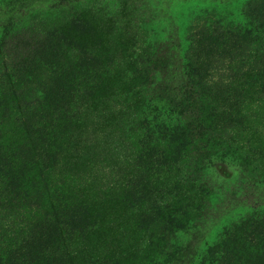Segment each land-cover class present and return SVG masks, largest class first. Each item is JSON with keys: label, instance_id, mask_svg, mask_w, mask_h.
<instances>
[{"label": "rangeland", "instance_id": "1", "mask_svg": "<svg viewBox=\"0 0 264 264\" xmlns=\"http://www.w3.org/2000/svg\"><path fill=\"white\" fill-rule=\"evenodd\" d=\"M251 1L0 0V41L32 26L44 32L14 71L0 49V177L16 170L5 160L25 136L11 127L21 102L7 93L9 82L83 114L69 132L48 127L38 145L57 224L70 240L1 222L0 261L16 251L18 264L27 254L36 263L76 249L68 264H219L225 230L264 212V3L254 26L245 14ZM223 30L241 36L210 35ZM223 73L228 83L209 88L211 74ZM124 125L145 145L161 150L168 141L166 152L142 159L159 169L124 167ZM91 132L99 138L88 139Z\"/></svg>", "mask_w": 264, "mask_h": 264}, {"label": "trees", "instance_id": "2", "mask_svg": "<svg viewBox=\"0 0 264 264\" xmlns=\"http://www.w3.org/2000/svg\"><path fill=\"white\" fill-rule=\"evenodd\" d=\"M262 3H264V0H252L248 8L245 9L246 16L254 26L258 23V15H256L255 11L257 10V6ZM262 16L264 17V15ZM35 30H39V27L32 26V28L24 31L19 30L3 33L0 41V49L6 53V57H3L4 55L2 57L7 60V65L10 70L14 71L24 66L26 60L21 59V56L25 55L23 52L28 50L30 51V55H34V45L44 40V32L41 31L38 33ZM210 35L223 40L232 37L237 39L241 36L231 30L219 31L217 34L210 33ZM23 43L25 44L23 45ZM43 43L44 41L42 45ZM197 43L195 41V45ZM192 47L194 45H191L189 51L185 53V57L189 58V60L192 57V52H190ZM21 52L22 54L19 58L18 55ZM70 55L74 57V54H71V52ZM79 57H77L75 62L80 61ZM189 69L199 77L200 81L206 83V80L200 78L194 66L189 64ZM85 77L90 78V76L88 77L86 75ZM230 78L231 75L223 73V75L221 74L215 80L211 74L210 79L212 83L209 85V88L220 85L222 87L228 83ZM94 80L91 83L90 79L89 83L93 86L96 85L97 88L100 80L98 78H94ZM89 85L87 84V89ZM6 90L9 96L13 97L15 101L18 99L21 102L15 114L13 110L14 120L11 127H16L21 135L23 136L24 134L25 136L19 142L20 144L16 149L13 144L9 154L10 159L8 157L5 160L7 166L9 165L10 167L12 164V167L16 168V170L9 168V174L4 178L0 177V182L5 187L3 189L0 188V223L25 224L46 233L60 232L59 237L69 241L70 239L65 236V233L58 226L59 218L55 210L52 194L46 182L45 170L42 165V155L40 154L38 145L47 137L48 127L56 126L69 132L70 129H73L72 125L81 121L80 119L83 117V114L79 109L71 107L57 95L52 96L47 93H44L42 96L26 95L21 88L19 89V85L13 81L9 82ZM88 94L93 104L96 105V99L99 98L93 94L92 90ZM262 100L264 101L263 98ZM108 110L109 113H117L111 107H108ZM233 122L228 121L227 127H234L236 123L234 122L232 124ZM126 125L131 127L130 122L126 123ZM101 133L103 135L106 134L105 130H101ZM118 133L120 135L118 147L121 151V161L124 167L126 164H129V166H144L146 169H159L158 164L152 162L149 165L148 162L142 159L146 153L161 154L166 152L168 149V141L164 143V148L160 150L149 143L145 145L147 142L143 138H135L127 133L125 125L118 129ZM88 136V139H98L100 133L91 132ZM169 136L174 137L172 135ZM174 138L179 139L176 148H182L183 144L180 142L182 138L180 136ZM83 150V148H73L77 156H80ZM216 246L220 253L219 264H264V212L259 213L253 211L244 220L239 222V224L227 228ZM76 253H79L76 249L70 250V252H63L62 250L56 249V251L51 253L50 257L38 258V262L36 263L35 261L37 260L33 258L34 261L27 254V260H25L27 263L25 264H68L67 262L70 261L69 257L73 258V256L77 255ZM19 260L23 259L15 251L3 258L0 264H18ZM81 264L86 263L83 261Z\"/></svg>", "mask_w": 264, "mask_h": 264}]
</instances>
